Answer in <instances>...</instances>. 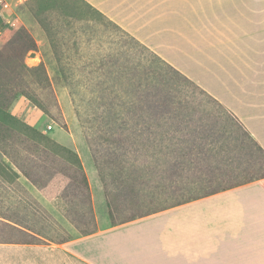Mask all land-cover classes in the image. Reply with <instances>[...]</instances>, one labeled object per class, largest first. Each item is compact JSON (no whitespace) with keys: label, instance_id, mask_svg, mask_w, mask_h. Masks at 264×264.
Wrapping results in <instances>:
<instances>
[{"label":"crops","instance_id":"1","mask_svg":"<svg viewBox=\"0 0 264 264\" xmlns=\"http://www.w3.org/2000/svg\"><path fill=\"white\" fill-rule=\"evenodd\" d=\"M86 1L232 115L244 134L239 154L228 150L229 158L238 156V173L260 166L264 0ZM82 163L93 190L91 168L84 159ZM23 177L39 200L50 204L61 199L46 198ZM92 195L95 204L94 191ZM62 210V223L73 236L52 240L35 233V238L0 242V264H264V172L187 202L116 221L110 220L106 205L103 210L95 205L98 226L89 233L77 230L65 215V205Z\"/></svg>","mask_w":264,"mask_h":264},{"label":"trees","instance_id":"2","mask_svg":"<svg viewBox=\"0 0 264 264\" xmlns=\"http://www.w3.org/2000/svg\"><path fill=\"white\" fill-rule=\"evenodd\" d=\"M78 1H81L89 9V13L99 16L106 26L110 25L118 32H123L126 37L128 36L140 50L148 53L154 62L157 61L159 66L165 68L169 75H176L196 85L89 2ZM25 8L37 17L47 37L51 42L53 41L52 45L57 58L63 60L58 64L57 69L70 90L73 103L77 105L79 114L81 115L83 112L87 114V117L82 119V123L95 161L100 162L101 153L107 156L111 153L116 158L114 160L113 157H109L112 163L120 159L127 163V167L131 171H135V179H130L129 185L137 181H139L138 183L142 182L139 184L141 185L139 192L131 195L123 194L125 196L123 199L121 196L123 206L137 208L145 204L146 201L151 202L155 197L160 200L164 198V200H169L165 204L183 203L234 185L211 189L213 186L216 187L221 179H227L231 172H237L234 167L238 166L234 162L238 158L237 155L234 157L236 159L225 160L232 167V171H229L228 165L225 170L217 165L211 169L212 172H208L209 169H207V171H201L198 174L193 171V167H199L198 163L192 162L189 157L185 156L186 159L182 162L184 172L181 176L182 179L171 177L166 182L165 177L170 176L169 172H171L167 168L159 177V182L157 178L153 181L147 178L153 176H145L143 179V173L146 175L149 171L159 175L161 170L157 172L156 164L145 157L146 153L143 152L145 151L143 147L137 146V143L140 144L143 139L142 135L141 138L139 137V131L146 135L148 128L155 129L148 131L150 137L154 139L155 131H157L155 126L162 125V123L163 125L179 122L192 123L193 119L191 117L186 119L185 113L180 115L179 112H175L176 107L184 106L185 103H180V99L173 96L169 88L165 86L157 66L134 65V63L129 64L130 61L123 62L122 55L117 56L116 53H113V49L104 53L102 64L101 62L94 63L93 59H86L88 61L83 63L73 61L72 58L71 62L65 63L64 56H67V53L61 51L64 54L62 55L59 52L60 47L66 45V51L72 47V45L69 46L68 39H74L79 33L77 28L83 21L86 22V26H90L91 17L86 19L82 18L83 15L76 14L77 4L59 0H30ZM1 19L0 16L2 23ZM90 43L92 44L91 41L88 42L89 45H91ZM38 48L37 39L23 22L11 26L3 44L0 45V150L12 163L11 165L0 160V242L16 241L22 239L21 236L35 238L36 234L42 236L44 234L35 227L32 221L35 213L28 206L35 199L22 183V176L31 181L49 199L61 196L71 201L77 195H82L87 199L86 211L89 213L92 211L90 183L79 154L14 115L10 110L14 101L18 97L24 96L56 119L61 126L67 127V123L62 118L61 107L48 66L45 62L38 65H30L26 62L27 54ZM76 58L79 59V55ZM104 61L109 62L104 63ZM110 78H125L133 96L125 98L116 90L115 92L109 82ZM198 88L220 105L205 90L199 86ZM165 95L169 96L164 99ZM115 103L120 105V109L117 111L113 110ZM83 104L86 107H83ZM220 106L224 109L222 105ZM163 109L171 112L164 114ZM91 126L100 128L102 135L93 134L94 130L89 129ZM246 136L249 134L246 133ZM249 138L251 137L249 136ZM239 141H242V135H237L235 140L228 144V149L239 154ZM95 142H99L98 147H95ZM141 150L143 151L141 152ZM116 155H120V157L117 158ZM103 159L107 160V158ZM99 167L103 171L102 165L99 164ZM118 173L122 174V171H114L115 175ZM114 177H112L113 179L110 177L109 180L105 176V180H103L106 193L109 195L110 206L113 198L116 200L117 197V193L112 191L111 181L114 182ZM143 182L154 188L149 192L142 191ZM202 189L208 191L202 194L195 192ZM22 205H25L24 209L20 208ZM148 212L150 211L141 214Z\"/></svg>","mask_w":264,"mask_h":264},{"label":"rangeland","instance_id":"3","mask_svg":"<svg viewBox=\"0 0 264 264\" xmlns=\"http://www.w3.org/2000/svg\"><path fill=\"white\" fill-rule=\"evenodd\" d=\"M29 1L30 0H0V16L2 18V23L0 22V45L3 44V40L9 33L11 26H15L19 22H23L30 29L37 39L39 48L37 50H31L27 54L26 62L30 65H38L41 62H45L48 66L53 87L61 107L62 118L67 123V127L61 126L56 119L45 113L35 103L24 96L18 97L12 104L10 110L14 115L43 131L58 143L76 146V149H71H74L79 154L80 158L84 159L89 170L91 168L93 184L92 190L89 180L91 195L93 191L95 193V204L93 203L92 195V211L89 213L86 211L87 199L82 195H77V197L71 199V201L67 200L66 197L58 196V198L61 199L56 200L55 202H50L49 204V202L43 198L42 200L36 198L31 190L25 185L35 199L34 202L28 206L35 213L32 219L35 227L44 233V237L52 240H61L73 236V233L62 223V215L64 214L62 209L64 205L66 206L65 215L74 224V226H76L77 230L83 233L91 232L98 226L94 211L95 205L98 210H100V208L103 210L104 205H106L108 207V214L111 221L137 216L141 213L157 209L159 206L165 205V203L169 200H164L165 198L160 200V198L155 197L151 202L146 201L145 204H142L137 208H127L123 206L121 203V196L123 199L125 197L123 194L131 195L132 193L139 192L141 190V185L139 184L142 182L138 183L139 181H137L129 185L130 179H135V171H131V169L127 167V163L120 159L117 160L118 163H116L117 161L112 163L110 158L113 157L114 160H116V158L111 153L108 156L101 153L100 162L97 163L95 161L94 155L91 151V144L84 133L82 123V119L86 118L87 114L83 112V114L80 115L77 110V105L73 103L70 90L60 71L57 69L58 64L63 60H59L57 58L52 45L53 41L51 42L47 37V34L42 29L37 17L33 16L32 13L25 8V5H27ZM59 1L77 4V8L75 10L77 15H83V17H81L86 19L87 17H91L89 20L90 26H86V22L83 21L77 28L79 33H77L74 39H68L69 46L72 45L68 51H66V45L60 47L59 52L62 51L64 53L65 51L67 53V56H64L65 63L71 62L72 59L73 61H81L83 63L88 61L86 59H93L92 61L94 63L96 62V64H98L101 62L102 64V56L104 53L113 49L114 54L116 53L117 56L120 54L122 55L123 62L130 61L129 64L134 63V65L141 64L145 66H157L165 86L169 88L173 96H177L180 99V103H185L184 106L176 107L175 112H179L180 115L185 113L184 116L186 119L190 117L193 119L192 123H188L192 125L186 124L187 122H179L176 124L164 125L162 123V125L155 126L157 131H155L154 139L150 137L149 132L150 130L155 129L148 128L146 135L143 134L142 131H139V137L141 138L142 135L143 139L140 144L137 143V146L143 147L145 151L141 150V152L143 151L146 153L144 154L145 157H148L150 161L156 164L157 172H160L161 170V174L159 175L147 171L146 175L143 173V179H145V176H153L147 178L150 179V181L157 178L159 179V182V177L164 173L165 168L171 171L169 172L170 176L165 177L166 182L170 180L171 177L175 179H182L181 176L182 173H184L182 162L186 159L185 156L189 157L192 162L198 163L199 167H193V171L198 174L201 171H207V169H209L208 172H212L211 169L217 165H220L221 168L223 167L225 170L226 165H228V162L225 160L230 159L228 144L235 140L237 135H242L244 138L242 129L238 125L237 121H235L225 109L202 92L198 86L190 83L184 78L173 74L169 75L165 68L159 66L157 61L154 62L152 56L140 50L128 36H125L123 32H118L110 25L106 26L105 22L99 16L95 15V13H89V9H87L81 1ZM90 41L92 42V44L90 43L91 45L88 44ZM78 55L79 59L76 58ZM105 62L109 61H104V63ZM109 82L112 89L114 91L116 90L125 98H131L133 96V92H131V89L126 84L128 82L125 78H110ZM83 91L85 93V90ZM167 96L169 95H165L164 99L167 98ZM85 103L87 102L85 101ZM83 107H86V105L83 104ZM119 109L120 105L115 103L113 110L117 111ZM169 112L171 111H164L163 109L164 114ZM89 129L94 130L93 134L102 135L100 128H97V126H91ZM94 145L95 147H98L99 142H95ZM235 156L236 155L234 154V157ZM257 156L260 157V166L256 165V167L250 168V171L252 172H231V175L227 179H221L219 184L216 187L213 186L211 189H220L221 187L242 182L246 180V177L262 174L264 172V156L261 153ZM116 157L118 158L120 155H116ZM103 158H107V160ZM0 160L12 165L10 159L1 150ZM99 164L102 165L103 171L100 169ZM234 167L236 169L239 168L236 165ZM228 168L229 171H232V167L230 165H228ZM114 171H122V174L118 173V175H115ZM97 175L99 178L96 177ZM103 176H107L109 180L110 177L112 178L115 176V183L112 181L111 183L113 184L112 191L113 193H117V197L116 200L113 198L111 206L108 199L109 195L105 190L103 181L105 179ZM22 179L25 178L23 177ZM153 188L154 187L148 186L144 183L142 191L149 192V190ZM205 191L208 190L202 189L196 190L195 192L202 194ZM103 193L106 197V202H104ZM46 204L49 205L47 206ZM24 206L25 205H22L20 208L24 209ZM101 216L103 217L102 212ZM21 238L27 237L21 236Z\"/></svg>","mask_w":264,"mask_h":264}]
</instances>
